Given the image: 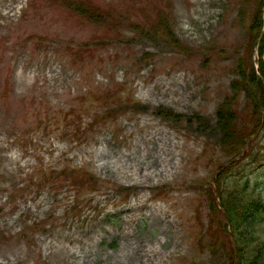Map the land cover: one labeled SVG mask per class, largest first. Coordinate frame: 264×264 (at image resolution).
Wrapping results in <instances>:
<instances>
[{
	"label": "rangeland",
	"instance_id": "obj_1",
	"mask_svg": "<svg viewBox=\"0 0 264 264\" xmlns=\"http://www.w3.org/2000/svg\"><path fill=\"white\" fill-rule=\"evenodd\" d=\"M67 1L0 0V264H230L231 252L237 264L210 201L218 169L246 151L218 142L216 112L229 99L240 126L258 123L232 84L240 61L260 58L249 50L259 0H87L108 11L101 22ZM252 158L223 185L247 177L263 217ZM65 169L74 183L38 189ZM242 228L264 240V218Z\"/></svg>",
	"mask_w": 264,
	"mask_h": 264
},
{
	"label": "trees",
	"instance_id": "obj_2",
	"mask_svg": "<svg viewBox=\"0 0 264 264\" xmlns=\"http://www.w3.org/2000/svg\"><path fill=\"white\" fill-rule=\"evenodd\" d=\"M67 5L77 15L88 19L90 22L106 21L110 17L108 11L105 12L103 8L97 5H90V2L87 0H68ZM156 25L162 30L163 34L171 38L173 43H176V47L182 48L179 40L173 37V28L170 27L166 17L158 15ZM263 28L264 0H259L258 8L250 24L251 38L249 44L250 57L253 55L255 48L259 47V69L257 71L254 63H250L248 60L246 61L247 67L245 68L242 64L243 62L241 63L240 61L238 65V73L241 78L234 81L232 84L234 91H245L251 100V107L254 110L255 115H258V123L256 124L254 131L250 133L247 126H240V118L237 109L233 107L229 99L226 100L216 112L217 120L215 133L219 136L218 142L221 145H224V147L229 146V148L234 149L233 157L239 156L243 150L244 152L246 151L243 159L238 163L232 162L230 165H227L226 167L223 165L219 169L220 173L216 178V187L220 195L221 206L217 201L215 192H213V194L211 193L212 198L210 201L212 221L218 220V226L226 232V235H230L233 239V236H236L234 242L237 246V264H264V240L259 238L262 234L260 232L255 234V230L251 232L242 228L243 225L251 219L252 222H254L259 218H264V216L262 217L260 215L259 198L256 200V198L253 197V191L250 189L251 185L247 177H243L239 181L237 180L230 190L225 187L226 184L223 185L226 182L225 179L231 175L233 169L246 158L253 157L252 161L260 160L264 164V36L259 41ZM138 109L140 112L149 111V108L146 106H138ZM156 114L176 121L184 120L186 123L190 124L192 122L201 123L203 118L202 116L183 117L182 115L166 109H158L156 110ZM253 136L254 138H252ZM250 139L252 140L251 142H249ZM258 139L259 141L257 144H254ZM261 140L263 141V145L260 144ZM233 143L235 144L230 147ZM258 167H263V165L260 164ZM64 177L70 178L74 183L73 178L75 176L69 174L65 169L60 172L51 171L46 173L42 180L39 181L37 187L39 189L43 185L51 183L58 188L61 184L60 178ZM92 182L93 181L90 178L89 183L94 185ZM211 190L213 191V188H211ZM244 192H249V199L243 198L242 195ZM260 241H263V243L259 245L258 242ZM249 247L253 249L251 252L248 250ZM234 259V253L231 252L230 264L234 263Z\"/></svg>",
	"mask_w": 264,
	"mask_h": 264
}]
</instances>
